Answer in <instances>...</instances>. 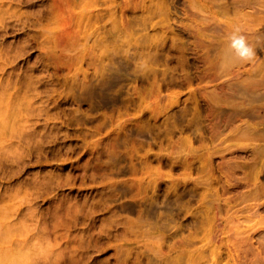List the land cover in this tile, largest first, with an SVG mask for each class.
Instances as JSON below:
<instances>
[{"label":"rangeland","instance_id":"obj_1","mask_svg":"<svg viewBox=\"0 0 264 264\" xmlns=\"http://www.w3.org/2000/svg\"><path fill=\"white\" fill-rule=\"evenodd\" d=\"M149 1L152 0H130L133 6L128 7L125 5L126 0H97L96 8H90L88 10H98L100 12L99 15L102 17V21H98L97 28H99V32H101L104 31L105 26H108L111 22L108 20L107 16L110 9L114 12V24H117V26L121 28L122 21L125 17L123 12L129 11V16L127 14L128 18H139L142 14L144 4H149ZM169 1L172 3V6L176 8L175 11L176 14H178L177 17L173 16V20L171 19L168 22L172 26L171 29L183 28L182 26L189 24L190 26L201 25L199 23L203 22V26H200L202 32L200 31L199 33L202 37L195 34L188 35L187 31H184V34L179 37V45L181 47L178 46V50L175 51L177 56H182L183 60L187 57L185 62L187 64H184L183 71H188L194 76L193 82L191 83V91L186 86H184L185 88L181 86L182 88L180 87L179 89L178 87H173L166 91L162 89L159 91L160 93H158L156 89L154 91V87L150 83H140V81H138V73L135 72V70H137V66L135 65L136 60L134 62L132 59L124 56L128 52V54H132L133 51H129V48L132 49L134 47V41L136 40L138 43L141 34L143 35L145 33V31L139 32V30H137V33H134L136 36L132 35V37L128 38L126 41H118L113 46V49L118 51L120 49V52H122L120 55V52L115 54V56L113 55L115 64H117L114 65V73L120 78L118 84H121L120 82H122V84H117L118 88L115 86L116 89L114 88V92L112 93L116 95L120 94L121 99L130 98L137 100L140 98L139 101L130 102L131 105L128 103V107L125 108L123 105L121 106L122 102H116L117 104L108 102L107 106L101 107L99 102L73 101L69 96L74 93V90H70V87L65 86L63 83L64 81L81 83L83 72H91V69L87 68L86 61L89 60L91 56L95 59H100L97 55L104 50L103 46H96L93 48L91 37L86 39L85 33L78 34L80 29H78V27H72L69 22L71 19L70 10L76 11V13L86 12V10L83 11L85 6L76 8L75 10L68 6L58 9L62 0H0V157L11 160V157H9L11 155H3V153L6 152L5 149L9 147L7 139L10 134H14L18 131L20 126L22 128H33L35 126V129L39 128L41 133L44 132L45 127H43L44 123L42 119H47V122L50 123L49 127H53L52 123H58L59 120H51V115L61 108L69 110L77 108L79 113L89 115V117L93 118L105 116L107 118L105 127L99 134L90 138L88 142L91 144V147L102 149L103 143H101L100 140L103 137L111 135V137L118 138L121 136L122 131L119 129L120 124L124 125L132 120L135 121L141 116H144L143 122L145 121V124L150 122V126H153L157 122L163 124L164 121L165 124H169L175 120L173 117L172 120L170 119L174 112L184 109L185 106V110L191 108V112H194L193 107L196 106L200 115L194 116L193 113L189 114L184 121L186 123L183 122V127L176 123V128L168 135V138H170L174 146H171L167 140L160 142V139L153 141L147 138L151 146H146L144 150H139V155L144 154V151L147 149L151 154L165 153L164 155H170L178 162L187 159V161L193 164L191 178L187 177L186 173L180 169V164H173V170L171 166L167 165L165 166L166 168L164 167V169H162V172L165 174L171 173L172 177L180 183L181 181H186L184 184L179 183L180 188L189 186L192 190L195 189L200 192L205 191V198L202 202L199 200L200 196L198 195V197L195 196L198 200L195 198L193 203L189 205L190 214L192 216L196 215L195 217H200V219H202L196 225L197 230L195 229V233H197L193 240V244L187 246L186 251L181 252L182 254L179 257L180 263L178 262V264H184V262L187 261L190 251H192L193 255L192 264H204L211 259V250L218 249L219 247L220 255L224 262L228 261V264H238L241 262L242 264L244 262L242 260L243 258L240 259L237 257V253L234 251L240 234L246 237L251 236V232H253V236L256 235V233H264V221L260 220V218L264 216L263 209L259 206L254 208L252 202L245 198L251 190L257 187L261 177L258 172L259 165H253L250 151L253 148L263 147L264 141L252 142L250 140H242V138L237 139L238 137H235L238 130H241L242 127L256 124L258 121L260 122L262 120L260 117H255L256 119L253 117L250 118L248 113L245 112V109L254 107L257 109L258 115L264 112V95L260 96L256 101L254 99L252 100L253 97L250 96L252 93L257 94L258 91L262 94L264 93V0ZM65 4L67 5L68 2ZM189 4H192L193 12L192 9L186 12ZM50 6L54 8L53 13H47L42 18H39L41 17V11L44 12L48 10L51 13L49 10ZM171 9L174 10V8ZM157 16L152 20V24L156 25V29H160L162 28L161 24L165 22H163L162 17ZM41 28H44L43 37H40L38 34ZM171 29L168 28L165 29V31L170 33ZM237 30H239L238 34L246 37L248 44L253 48L256 55L250 62L240 61L237 57L238 61L235 60L234 62L227 63V67L225 68L223 65L222 69L221 66L218 68V66L221 65V56L218 55L222 49L221 46L225 45L226 47L227 44H230L231 37ZM147 31L153 30L150 28L147 29ZM40 42H42V44L38 46ZM200 44L205 45L208 50L211 48L210 51L212 52L205 50L199 52L195 45ZM182 51L183 55L181 54ZM91 52H93V54L89 56ZM210 53H212L211 57H209ZM201 54L205 58L208 57V60L214 66V71L213 69L211 70L212 76L207 72L201 74L204 69H209L198 59ZM55 56L57 57L56 60L59 70L56 75L58 81L53 82V84H58L59 87L57 89L50 84V77H53L52 65L50 64L53 62ZM101 56L100 54V57ZM129 57L132 58L131 56ZM173 60L176 62V59ZM173 60L169 63V67H177L180 70L179 73H181L183 67L181 68L180 65ZM121 64L128 66L125 67L123 65V69ZM130 66L133 67L130 68ZM161 66H158L159 70L164 68L163 65ZM116 67L119 68V70ZM47 68L49 69L47 70ZM120 68L122 70H120ZM132 71L134 72L133 75L131 74ZM203 75L208 80L206 79L202 82L199 78ZM53 78H55V76ZM205 88L210 91L212 90L209 93H212L213 97H216V100L213 102L208 101L207 98L202 95V90ZM119 89V92H115ZM77 90L78 87H75V91ZM176 94L177 96H174ZM216 94L218 96H216ZM141 96L143 99H141ZM146 96L148 97L147 99L144 98ZM163 96L164 98H162ZM158 102H161L162 106H168V103L170 106L158 114L157 112L155 113V104ZM94 103L95 109L91 110L89 106ZM206 108H210V110ZM152 112H154V114ZM226 123H228L226 125L227 128L225 127ZM95 124L96 121H93L89 123L87 127ZM190 124L195 125L193 130L188 129L187 132L186 129L185 132L184 126H189ZM67 128L71 132L72 129H74V127L72 128L71 126ZM236 128H238V130ZM261 128H264V124ZM200 134L203 135L206 140L203 136H200ZM199 136L202 137L203 140L199 138ZM3 138L6 139L5 142H7V144L3 143ZM133 138H137L135 134H133ZM69 139L72 140L75 138L71 135ZM186 139L190 140V145L186 143ZM10 142H16V139H10ZM161 149L162 153L160 152ZM122 150L123 146H119L118 151ZM86 158L87 156L83 158V161H85L84 159ZM262 159L264 160V156ZM83 161H81V163ZM53 163L55 162L52 160L31 163L28 166V168L30 167L28 170L14 176L3 174L4 170H10V164L0 168V208H6L5 212L0 214V223L9 221L17 224L18 222H23L24 226L29 230L28 236L25 232L21 234V236L14 238V240L21 241L27 238L28 241L25 246L19 244L20 246L17 247L20 251L18 264L30 262L35 250L44 251L49 256L51 252L56 250L67 251L65 248H70L80 242L81 236L84 234L83 229H85L89 222L88 219L90 217L85 216L86 210L89 209L91 202H93L92 198L96 197L97 192L95 190L86 191L89 190L88 188L91 186H78V183L75 186L65 183L53 185L54 191H51L52 193L47 197L38 198L35 201L36 203L31 207L33 216L27 219L23 217V215L28 212L27 204L23 203V201L25 202L27 200V196L23 194V192L13 191L12 188L17 189L19 183L32 180L39 174L45 175L48 171L54 173L58 172L54 167H50ZM240 164L247 167L248 175H244L243 168L237 167V165ZM227 165L232 166L233 171L239 172V178H242L238 181L239 185L238 183H230L234 186L230 192L225 191L226 178L221 170V168L225 170ZM39 166L44 168H39ZM138 176L140 175L138 174ZM129 178L131 177L128 175L121 176L119 178H114V181H121ZM211 180H214L213 183L215 185L217 184L216 181L219 183L216 186H212ZM164 181L169 180H163V184ZM234 182L236 181L234 180ZM104 183H108V181L97 184L95 187ZM208 183L210 187H208ZM164 185L162 186L161 192L159 191L161 200H164V190L166 189ZM169 193L170 191L167 194ZM183 200L185 201V199ZM122 201H124V199L119 200L113 205L121 203ZM75 203V209L78 210V213L76 214L75 222L73 224H68L66 220L69 219V216L66 214L71 212L74 215V211H70L74 209V207L69 206ZM206 208H208L209 212H213L212 214L214 217L207 222H203ZM16 209H18V212L15 215L19 214L18 217L12 216V212ZM172 212L175 213L174 210ZM103 213L104 211L93 214L99 216L96 218L98 222L108 219L109 215H104ZM161 213L165 214L168 212L161 210ZM125 214L126 213H123L124 217L129 215ZM127 218L134 220L135 216L129 215ZM174 224L175 223H172V225ZM176 225L177 223L175 226ZM134 233L135 232H132L125 236L127 238L124 237L117 241L112 240L110 248H107L110 250L115 247L120 248L117 254L120 261L116 264H135L138 261H141L142 264L148 256H152L153 260H158L159 257L157 253L162 251V253H165L167 251L165 247L166 244H163L162 251H160L156 246L155 240L147 237V235L136 233L134 235ZM261 240L262 238L259 239L255 236L251 240L253 248L256 249ZM159 243L160 242H158V244ZM227 249L231 251L232 256L228 255ZM103 257L113 258V256L101 255L100 259L102 260ZM198 259L199 261H197ZM200 261L202 262L200 263ZM259 261L262 262L260 263ZM258 262L255 264H264V258H258ZM110 264H113V262L111 261Z\"/></svg>","mask_w":264,"mask_h":264},{"label":"bare ground","instance_id":"obj_2","mask_svg":"<svg viewBox=\"0 0 264 264\" xmlns=\"http://www.w3.org/2000/svg\"><path fill=\"white\" fill-rule=\"evenodd\" d=\"M66 2H68L67 5L65 4ZM66 2L65 0H62V3L59 5L58 9L66 8L68 6L69 8L75 10L76 8H80L81 6H85V8H83L84 9L83 11L86 10V12L76 13V11L74 12L70 10L71 19L69 22L71 23L72 27H78V29H80L78 31V34L85 33L86 39H89L91 37L93 48L96 46L104 47V50L100 53L102 56L100 57V54L97 55V57L99 56L100 59L98 58L95 59L91 56L90 59L86 61L87 68L91 69V72L90 73L83 72V78L81 83H70L67 81L63 82L65 86L70 87V90H74V93H72L69 96L70 98L73 99V101L90 102V103L99 102L101 104V107L107 106L108 102H114L113 104H115L116 102H122L121 106L123 105L125 108H127L128 103L132 101L140 100V98H138L137 100L130 98L121 99L120 94L116 95L112 93L114 92V88L116 89L117 84L120 80L119 76H117V74L114 73V69H113L114 65H117L115 64V60L113 57L115 56V54L120 52V49L119 51L115 50L113 49V46L118 41H122V40L126 41L128 38H131L135 32L137 33V30H139V32L145 31V33L143 35L141 34V36L137 35L140 36V41L137 43V41L135 40L133 43L134 47L132 49L129 48V51L130 50L133 51L132 54L131 53H130L131 55L128 54L129 52L127 50L128 53L125 52L127 54L124 53L125 54L124 56L128 57L129 59H132L134 62L136 60L135 65L137 66L136 68L137 70H135V72L138 73V81H140V83H150L154 87V91L156 89L158 93H160L159 91L162 89L163 91L164 90L166 91L167 89L173 87H178L179 89L181 86L183 87L186 86L191 91V83L193 82L194 76L188 71H183L184 64H187L185 63L187 57L185 58V60H183L182 56H177L175 51H177L179 48L178 46H180L179 37L184 34V31H187L188 35L189 34H195L199 36L201 35L199 34L200 31L202 32L200 26L202 25L203 22L199 23L201 25L190 26L189 24L182 26L183 28L177 27L178 29H173V28L171 29L172 26L168 22L171 19L173 20V16L177 17L178 14H176L175 11L176 8L172 6V3L169 0H152L149 1L150 2L149 4L146 5L144 4L142 8V14L140 15L139 18L135 19L133 16H132L133 18H128L127 14L129 11L123 12V15H125V17L122 21L121 28L118 27L117 24L116 25L114 24V17H113L114 12L112 11V9H110L108 11L107 16H108V20L111 22L108 26H105L104 31L99 32V28H97V24L99 20L100 22L102 21V17H100L99 15L100 12L98 10L97 11L88 10L90 8L92 9L96 8L97 0H66ZM125 5L128 7L133 6L130 0H126ZM171 8H174V10H172ZM191 9L193 12L192 4H189L186 12ZM49 10L51 11V13L48 10L44 12L41 11L40 12L41 17L39 18H42L47 13L52 14L54 8L50 6ZM157 15L159 17H162L163 22H165L161 24L162 28L160 29H156L155 28L156 25L152 24V20H154V17H156ZM150 28H152L153 31H147V29ZM168 28L171 29L170 33H167L165 31V29ZM43 30L44 28H41V31L38 32L40 37L44 36ZM134 36H136V34ZM196 40L198 41L199 39ZM41 44L42 42H40L38 46H40ZM196 46L199 52H202L203 50L205 51L211 50V48L210 50H208L205 45L200 44V45H195V47ZM221 48L222 49L218 54L219 56H221V63H220L221 65H219L218 68L221 66L222 69V65L225 68L227 67V63L234 62L238 58L236 56L235 50L231 48V42L230 44H227L226 47L225 45H222ZM121 53L122 52H120L119 55ZM92 54L93 52H91L89 56ZM181 54L183 55V51ZM211 54L212 53H210L209 57H211ZM129 56H131L132 58H130ZM56 58L57 57L55 56L53 58V62L50 64L52 65L53 77L55 76V78L50 77L51 78L50 84L57 89L59 87L58 84H53V82L58 81L56 75L58 74L59 66ZM173 59H176L177 64L180 65L181 68L183 67L181 69L182 70L181 73H179L180 70L177 67H169V63H171V60ZM198 59L202 61L203 65H206V67L209 68V69H204L201 72V74H205V72H207L210 76H212L211 70L213 69L214 71V66L208 60V57L205 58L201 54ZM123 65L121 64V67H123ZM161 65H163L164 68L162 70H159L158 66ZM132 67L130 66V68ZM48 69L49 68H47V70ZM117 69L119 70V68ZM120 70L122 69L120 68ZM217 71L219 75V69ZM131 74L133 75L134 72L132 71ZM199 79L202 82H204V80H206L207 78H205V76L203 75ZM120 83L122 84V82ZM75 87H78L77 91H75ZM119 91L120 89L116 90L115 92H119ZM211 91L205 88L202 90L203 92L202 95H204L208 101L213 102L214 100H216V97L215 96L213 97V94L209 93ZM248 92L250 91L248 90ZM262 95H264V93L262 94L259 91L257 94H253V93L250 94V96L253 97L252 100L254 99L255 101L258 98H260V96ZM174 96H177V94ZM216 96L218 95L216 94ZM144 98L147 99L148 97L146 96ZM162 98H164V96ZM141 99H143L142 96ZM94 105L95 103L89 106L91 110L95 109ZM169 106H170L169 103L168 106L167 105L162 106L161 102H158L157 104H155V113L157 112L159 114L161 111L163 112V110H165V108L167 109ZM185 107L184 109L180 108L181 110L178 109L179 111L174 112L173 116L171 115L170 119L172 120L173 117L175 120H173L172 122L170 121L171 123L169 124L168 123L165 124L164 121L163 124L157 122L153 126H150L149 124L150 122L149 123L147 122L146 124L144 123L145 121L143 122L144 116H141L139 119L135 121L132 120L127 124L124 125L120 124L119 129L122 131L121 136H119L118 138L111 137V135H107L103 137L100 140L101 143H103L102 149L91 147L90 146L91 144L88 142L90 138L94 137L96 134H99V132L102 131V129L106 125L107 118L105 116H99L94 118L89 117V115L79 113V110L77 108L73 110L61 108L60 110L52 113L51 120L53 119L59 120L58 123L57 122L52 123L53 127H49L50 123L47 122L48 121L47 119H42V122L44 123L43 127H45L44 128L45 131L42 133L40 132L39 128L35 129V126L33 128L31 127L22 128L20 126L21 130L19 128V130L16 131L14 134H10L7 139V141L9 142L8 146L10 148L7 147V149H5L6 152H4L3 155H11L9 156L11 157V160L8 159L9 160L8 161L5 158L0 157V168H3L5 165L7 166V164L8 165L10 164L9 165L10 170L9 171L4 170L3 174L14 176L23 171L28 170L30 168V167L28 168L29 164L36 162L40 163L46 160L54 161L55 163L51 164L50 167H54L55 170L58 171L55 173L52 171H48L46 172L45 175L39 174L35 176L36 178L32 180H26L22 183H19L17 188L18 190L12 188L13 191L23 192V194L27 196V200L25 202L23 201V203L27 204V208H28V212L25 215H23L24 218L27 219L33 216L31 212V207L33 206V204L36 203L35 201L38 198L47 197L50 193H52L54 191L52 187L53 185H60L65 183L67 185L75 186L78 183V186L90 185L91 187H89L88 188L89 190L86 191L95 190L97 192L96 197L92 198L93 202H91L89 209L86 210L85 216L90 218L88 219L89 222L86 225L85 229H83L84 234L81 236L80 242L76 243L74 246H71L70 248H65L67 251H61V250L53 251L51 252L50 256L44 251L35 250L30 262H27L25 264H110L111 261L113 262V264H116L120 261V259L117 257L120 248H117L115 246H114L115 248L112 250L107 248H110L112 240L117 241L119 239H122L132 232H135L136 234H140V235L141 234L147 235V237L155 240L156 246L158 249H160V251H162L163 244H166L165 247L167 248V251L165 253H162L163 251L157 253V256L159 257L158 260H153L152 256L151 257L148 256L146 257L144 263L142 264H178V262L180 263L179 257L182 254L181 252L186 251L187 246H191L193 244V240L197 233V232L195 233L196 225L202 219V218L200 219V217L198 218L195 217L196 215L192 216L190 214L191 212L189 205L193 203L195 198L197 199L198 195L200 196L199 200H201L202 202L203 199L205 198L204 197L205 191L200 192L195 189L192 190L189 186H184L180 188L179 185L180 182L176 181V179L172 177L171 173L165 174L162 172V169H164V167L167 165L171 166L173 170L174 169V167L172 166L173 164H180V169L183 170L184 173H186L187 177L191 178V171L193 170L192 169L193 164H191L190 161H187V159L178 162L174 157L170 155H164L165 153L151 154L147 149L146 151H144V154L139 155V150H144L146 146L147 147L151 146V143L147 141V138L153 141L160 139V142H163V140L164 141L167 140V142L172 146L173 143L170 140V138H168V135L172 133L173 129L176 128L175 124L177 123V125H182L183 127V122L186 120L189 114L193 113L194 116L200 115V112H198V108L196 106L193 107L194 112H191V108L188 106L187 107L190 109L185 110ZM207 110H210V108H208ZM245 112L248 113L250 118L260 117L262 120L260 122L258 121V123L256 124L244 126L242 127L241 130H238V128H236L238 132L235 135V137H238L237 139L242 138V140L246 139L252 142L264 141V128H261V126L264 124V112L258 115L257 109L254 107L245 109ZM152 113L154 114V112ZM93 121H96V124L87 127L88 124L92 123ZM194 124H190L189 126H184L185 127L184 131L186 132V129L187 132L188 129L193 130L195 126ZM227 124L228 123L225 124V127ZM68 126H71L72 128L74 127V129H72V132L68 130L67 128ZM70 134L75 139L70 140L69 139L71 136ZM133 134L136 135L137 137L136 139L133 138ZM200 136L203 135L200 134ZM200 136L199 138L203 140V138ZM13 138L16 139V142L11 143L10 139ZM204 139L206 140L205 137ZM5 140L6 139L3 138V143L7 144ZM186 143L189 144L190 140L186 139ZM119 146H123L122 151H118ZM160 152L162 153V149ZM250 154L252 156L253 165H259L258 172L261 177L257 187L251 190L248 193L247 197L245 198L252 202L254 208L256 206H259L264 211V160L262 159L264 156V146L263 147L260 146L259 148H253L250 151ZM85 156H87V158L84 159L85 161H83V158ZM81 161L83 162L81 163ZM238 166L244 169L243 172L244 175L249 174L247 173V167L245 165L243 166L242 164H240L237 165V167ZM39 168H44V167L39 166ZM221 170L222 173L225 174V178H226L225 191L230 192L231 189H233L234 187L230 183L233 184L238 183L239 185L238 181L242 179L239 178L240 173L237 171H233L232 166L230 165H227L225 170L223 168H221ZM138 174L140 176H138ZM127 175L131 178L124 179L121 181H114L115 180L114 178H119L121 176H127ZM167 179L169 181H164L165 184L164 185L163 180H167ZM234 180L236 182H234ZM104 181H108V183H104L98 187H95L97 186V184H101ZM211 182H212L211 183L212 186L215 185L213 183L214 180H211ZM216 182L217 184L219 183L218 181ZM181 183L184 184L186 183V181H181ZM163 185L166 187V189L164 190V200H161L159 191L161 192ZM208 187H210L209 183H208ZM169 191L170 193L167 194ZM121 199H124V201L116 205H113ZM183 199H185V201ZM69 207H74V209L70 210V211H74V215L71 212H68L66 215L69 216V219L66 220V223L73 224L75 222L76 214L78 213V210L75 209L76 203L71 204ZM212 208H213V204H212ZM5 210L6 208L4 207L0 208V214H3ZM161 210L162 211L165 210L168 213L162 214L163 212L161 213ZM173 210L175 211V213L172 212ZM102 211H104L103 213L104 215H109V217L107 220L99 219L100 221L98 222L96 218L99 216L98 215L95 216L93 214ZM17 212L18 209L13 211L12 216L18 217L19 214L15 215ZM123 213L134 215L135 216L134 220L127 218V216L129 215L124 217ZM212 213L208 211V208H206L203 222H207L209 219L214 217ZM260 220L264 221V216H262ZM172 223L175 224L177 223V225L176 226L175 224L172 225ZM25 232L28 236L29 230L24 226L23 222H18L17 224L11 223L9 221H7L6 223L5 222L0 223V264H18V257L20 255V251L17 249V247L20 246L19 244H23L25 246L28 243V241L27 238L24 239L23 241L14 240V238L21 236V234ZM251 233L253 234V232ZM252 234L251 236H246V237L240 234L237 246L234 249V251L237 253V257H239L240 259L243 258L242 260L244 262L242 264H255L256 262H258V258L259 259L260 257L264 258V233L263 232L256 233V235L254 236ZM255 236L259 239L262 238V240L259 241L258 243L259 246L256 247V249L253 248L252 246L253 243L251 244V240ZM158 242L160 243L158 244ZM219 248L211 250L210 255H212V257L204 264H228V261L227 262L223 261L220 255ZM227 252L228 255L232 256L231 251L228 250ZM101 255L113 256V258L111 259L110 257H106V258L103 257V259L101 260L100 259ZM192 256H193L192 251H190L188 255V259L187 261L184 262V264H192L193 262ZM197 261H199V259ZM201 262L202 261H200V263ZM135 264H141V261H138ZM238 264H241V262H239Z\"/></svg>","mask_w":264,"mask_h":264},{"label":"clouds","instance_id":"obj_3","mask_svg":"<svg viewBox=\"0 0 264 264\" xmlns=\"http://www.w3.org/2000/svg\"><path fill=\"white\" fill-rule=\"evenodd\" d=\"M238 33L239 30L231 37V48L235 50L236 56L240 61L250 62L254 59L256 53L248 44L246 37Z\"/></svg>","mask_w":264,"mask_h":264}]
</instances>
